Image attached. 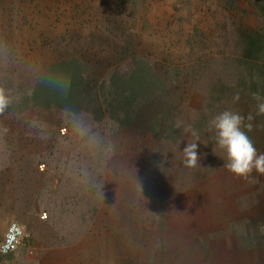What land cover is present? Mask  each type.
<instances>
[{
  "label": "rangeland",
  "instance_id": "374dc122",
  "mask_svg": "<svg viewBox=\"0 0 264 264\" xmlns=\"http://www.w3.org/2000/svg\"><path fill=\"white\" fill-rule=\"evenodd\" d=\"M48 1L59 4L58 0ZM102 1L96 2L104 5ZM149 15L154 22L149 30L158 38L153 49L189 74L184 94L158 105L162 113L168 109L166 104L170 106L171 124L176 122L174 129L182 130V136L164 145L152 141L146 144L150 147L147 152H141L142 140L122 136L123 145L113 156L97 138L76 144L66 150L74 162L57 168L56 183L59 177L69 178L59 195L46 188L45 165H36V150L24 149L17 166L7 172L15 184L12 193L0 192V244L13 222L27 226L32 237L12 255L0 254V264H113L116 244L128 232L137 237L135 247L144 254L151 246L143 220L152 222L149 215L153 214L140 218L139 229L111 228L115 216H121L125 200L131 199L149 202V211L164 207L162 217L180 238L192 230L217 240L218 252L213 255L208 251L207 256L199 249L185 264H264V146L258 148L256 143L258 149L251 152V145L238 147L235 130L230 129L235 115L211 112L207 106L205 130L210 139L193 136L194 120L212 84L218 78L233 84L236 78L230 59L240 51L239 29L246 25L264 28V0H154ZM30 19L38 31L46 29L47 21L32 14ZM131 66L128 60L118 70ZM1 132L0 128V136ZM135 144L141 153L134 151ZM73 197L82 201L97 197L103 205L97 216H91V207L74 204ZM46 204L55 209L47 211ZM150 224L152 234H158L160 229Z\"/></svg>",
  "mask_w": 264,
  "mask_h": 264
},
{
  "label": "trees",
  "instance_id": "16d2710c",
  "mask_svg": "<svg viewBox=\"0 0 264 264\" xmlns=\"http://www.w3.org/2000/svg\"><path fill=\"white\" fill-rule=\"evenodd\" d=\"M96 1L58 0V6L48 0L0 1V15L4 16L0 18V179L5 180L0 181L1 195L4 190H8L7 196L12 193L15 184L7 172L17 166L28 147L38 153L36 165H45L46 188L59 195L69 178L59 177L56 183L57 168L74 162L66 150L76 144L97 138L113 156L123 145L122 136L142 140L141 152H147L150 147L146 144L152 141L164 145L182 136V130L174 129L176 122L171 124L170 106L166 104L168 109L162 113L158 105L184 94L189 74L153 49L158 39L150 31L154 22L149 10L154 0H104V5ZM31 14L47 21L46 29L38 31ZM89 26L93 27L86 31ZM237 47L240 51L230 59L236 78L233 84L222 78L212 84L194 120L193 136L210 139L205 130L206 106L211 112H231L236 117L230 125L235 142L238 147L251 145V152L264 146V28L241 27ZM128 60L132 66L119 71L118 66ZM140 148L133 146L137 152ZM72 200L91 207V216H97L103 205L97 197ZM125 202L111 228L139 229L140 218L153 214L149 215L152 222L143 220L151 247L143 254L135 247L137 237L128 232L116 244L113 264H185L199 249L207 256L218 252L217 240L206 238L208 234L199 236L189 230L180 238L162 217L164 207L149 211V202ZM46 205L47 211L55 209ZM150 223L160 229L158 234H152Z\"/></svg>",
  "mask_w": 264,
  "mask_h": 264
},
{
  "label": "built area",
  "instance_id": "2783aa9c",
  "mask_svg": "<svg viewBox=\"0 0 264 264\" xmlns=\"http://www.w3.org/2000/svg\"><path fill=\"white\" fill-rule=\"evenodd\" d=\"M32 232L28 230L27 226L19 222H13L0 244V254L7 256L16 252L24 240L30 239Z\"/></svg>",
  "mask_w": 264,
  "mask_h": 264
}]
</instances>
